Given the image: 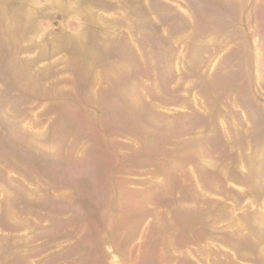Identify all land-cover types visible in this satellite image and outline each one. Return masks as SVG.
I'll use <instances>...</instances> for the list:
<instances>
[{"label": "rangeland", "instance_id": "1", "mask_svg": "<svg viewBox=\"0 0 264 264\" xmlns=\"http://www.w3.org/2000/svg\"><path fill=\"white\" fill-rule=\"evenodd\" d=\"M0 264H264V0H0Z\"/></svg>", "mask_w": 264, "mask_h": 264}]
</instances>
